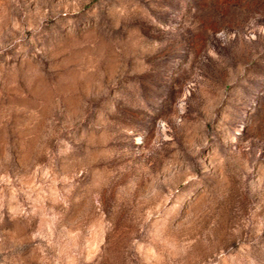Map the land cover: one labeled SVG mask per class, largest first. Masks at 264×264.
Listing matches in <instances>:
<instances>
[{
  "label": "rangeland",
  "instance_id": "obj_1",
  "mask_svg": "<svg viewBox=\"0 0 264 264\" xmlns=\"http://www.w3.org/2000/svg\"><path fill=\"white\" fill-rule=\"evenodd\" d=\"M0 264H264V0H0Z\"/></svg>",
  "mask_w": 264,
  "mask_h": 264
}]
</instances>
